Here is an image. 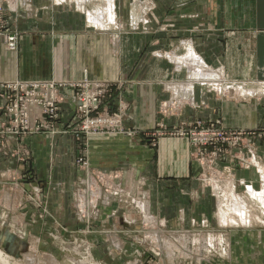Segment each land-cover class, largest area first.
Returning <instances> with one entry per match:
<instances>
[{"label": "crops", "instance_id": "0c3cea01", "mask_svg": "<svg viewBox=\"0 0 264 264\" xmlns=\"http://www.w3.org/2000/svg\"><path fill=\"white\" fill-rule=\"evenodd\" d=\"M76 2L6 0L4 16L17 33V45L14 52H9L0 37V84L84 78L109 81L114 88L102 109L109 106L119 112L122 126L132 134H94L77 140L68 133L50 139L28 136L20 142L5 138L0 140V162H16L18 157L2 151L12 150L18 143L25 145L33 154L30 163L41 168L43 174L49 172L57 194L62 195L71 185L78 186L80 173L77 175L73 165L84 154L87 171L92 174L80 183L93 181L94 192L99 190L100 196L87 185L84 192L77 190L76 196H92L95 209L98 204L109 205L117 195L113 190L107 197L100 190L104 185L98 181L102 179L98 172L116 171L115 181L119 183L123 174L127 175V168H133L132 176H141L151 186L149 199L152 197L157 207L167 195L175 201L177 191L161 190H172L178 183L195 179L192 146L184 138L152 134L162 126L172 130L192 120L226 114L231 115L229 122L245 125V116L252 112L225 105L221 92L217 95L200 83H194L190 92L176 93L179 85L190 88L187 83L191 79L186 70H177L168 56L178 59L193 52L202 64L196 69H209L217 84L264 83V0H112L114 22L106 31L88 21V12H95L94 3L85 5V12ZM68 103L61 106L66 116L71 114ZM1 107L0 100V124ZM252 122L249 118L247 124ZM110 182L106 179V187ZM141 194V200L147 198L145 192ZM141 200L135 204L143 203L152 215L150 202ZM173 207L177 209L175 205L159 206V222L166 223L164 218L171 215ZM180 216L183 218V214Z\"/></svg>", "mask_w": 264, "mask_h": 264}, {"label": "rangeland", "instance_id": "374dc122", "mask_svg": "<svg viewBox=\"0 0 264 264\" xmlns=\"http://www.w3.org/2000/svg\"><path fill=\"white\" fill-rule=\"evenodd\" d=\"M5 2L6 0H3V14ZM4 20L7 22L6 18ZM213 89L209 88L220 95L219 91ZM231 90L233 89L230 88L225 94L222 93L224 96L221 100L225 105L232 104L252 112L251 116H245L247 119L244 122L245 125H238L234 121L229 122L231 115L226 114L227 116L221 118L213 117L205 121L192 120L181 124L182 127L178 128L183 129L184 136H170L169 132H173V129L167 130L164 126L159 132L154 133V136L186 139L192 146V157L197 166V176L192 181L185 184L178 183L172 190L162 188L161 192L177 191L175 201H171L169 195L161 198L163 200L159 206L175 205L177 208L173 207L171 215L164 218L166 223L163 226L158 224L159 206L157 207L156 202L152 201V197L149 199L148 193L151 191V186L144 179L143 182L141 176H132L133 168L126 169L127 175L123 174V182L119 183L115 181L116 171L98 172V176L102 173V179L98 178V181L104 185L99 187L97 184L100 190L105 192L107 197H110V192L113 190L117 191L114 192L117 195L113 197L116 199L109 205L105 203V207L98 204L96 211V203L92 196H86L87 194L84 197L80 194L76 196L77 190L82 192L86 190L87 183L81 185L80 180L85 183L88 174H92L87 171L88 168L79 167L76 162L74 163V169L78 171L77 175L80 173L78 186L72 188L71 185L68 190L64 189L65 192L62 194L65 195L64 201L62 195L57 194L49 178V172L43 174L41 168H38L35 163L36 166L30 163L33 161V154L25 145L18 143L12 150H3L2 153L5 155L18 158L16 162L14 160L0 162L2 258H5L8 264H51V262L78 264L83 261V257L77 253L74 246L81 245L89 247L86 254L94 264H264V227L255 223L246 230L243 227L225 228L223 232L214 215L216 198L212 190L213 184L220 187L226 179L233 180L237 195L244 194L247 186L260 191V173L252 165L251 160L254 159L264 166V125H262L264 124V97L243 98L240 93L237 94V91ZM113 114L121 116L119 112H113ZM66 117L72 118V114ZM249 118L254 122L247 124ZM120 121L122 123V119ZM72 124L77 126L78 122H72ZM198 126L201 127V132L206 134L202 140L209 141L207 144L197 143L195 146L193 141L197 140L196 135H193L192 141L188 131L192 134L197 132L200 134V130L197 132L195 130ZM124 131L128 136L132 134L130 130L124 129ZM0 137L2 142L5 138H12L4 131L2 124H0ZM4 145L6 146V142ZM244 172L246 173L242 174ZM109 176L112 181L109 184L110 189L104 184ZM113 184L116 185V189H113ZM88 190L94 192L93 186L88 187ZM143 192L147 194L144 200L150 202L151 213L157 221L154 229L153 225L144 223L143 216L135 204L141 200L140 196ZM81 201L86 207L80 212L78 205ZM86 201L89 203L87 204ZM248 203V208L257 205L254 200ZM187 208L188 210H184ZM95 211L96 217L93 216ZM255 214L261 218L262 210H256ZM209 229L213 231L212 236L215 239L224 237L230 244L214 242L200 246L199 243L190 244L178 238L187 232V235L194 234L196 238H199L198 234L201 231L208 232ZM224 254H230V258H226Z\"/></svg>", "mask_w": 264, "mask_h": 264}, {"label": "built area", "instance_id": "2783aa9c", "mask_svg": "<svg viewBox=\"0 0 264 264\" xmlns=\"http://www.w3.org/2000/svg\"><path fill=\"white\" fill-rule=\"evenodd\" d=\"M3 0H0V37L5 48L14 52L17 45V33L4 20ZM114 84L82 79L74 82L65 81H13L0 84L2 100V127L12 139L20 142L28 136L53 137L71 133L76 139L87 138L94 134L123 133L121 116L113 114L112 109H102L104 101L109 98ZM69 91V93H68ZM69 102L72 118L66 117L62 105ZM78 122L80 125H73ZM181 128H174L170 136H184ZM193 143L207 144L203 141L205 133L198 126ZM172 133V134H171ZM187 134V132H186ZM154 136V134H152ZM200 137V138H199ZM199 138V139H198ZM79 167H86L84 154L76 159Z\"/></svg>", "mask_w": 264, "mask_h": 264}, {"label": "bare ground", "instance_id": "6f19581e", "mask_svg": "<svg viewBox=\"0 0 264 264\" xmlns=\"http://www.w3.org/2000/svg\"><path fill=\"white\" fill-rule=\"evenodd\" d=\"M56 1H59V0H56ZM76 3H77L76 5H77L78 9L84 10L85 12H86L85 5H91L94 3L95 12L92 14L88 12L87 18H88L89 22H91L94 26L98 27L100 30L106 31L107 26L113 25L114 18L112 16V12H111L112 0H95V1L78 0V2H76ZM107 22H108V24H107ZM115 42H118V41L115 40ZM165 57H166V55H165ZM168 58L169 59L171 58L175 61V63H173L174 61L172 63L175 64L177 70H181L182 68H185L184 70L187 71L188 76L191 79V82L187 83V85L190 86V88H188V89H186L183 85H179L178 87H176V85H175L176 93L180 92V91L183 92V94H185V92H190L191 87L194 85V83H200L202 85H206V87L214 88L215 90H217L221 93H224V94L230 88H232L234 91H237L236 92L237 94L240 93L243 96V98L250 99L253 97L255 98V96L256 97L257 96L258 97H264V83H261V82H259L257 84H253V83L252 84H247V83H230L229 84L227 82H224L222 85H218L217 83H214L216 76L209 69H207V68L203 69V70L196 69V67H199L198 65H202V64L197 59V57L195 56V54L193 52H188V54L185 57L183 56V58L177 59L173 55L170 57L168 56ZM233 90H231V91H233ZM251 163L253 166H255L257 168L258 172L260 173V186H261L260 191H255L253 189V187L247 186L244 194L237 195L236 193H234L235 192L234 191V181L233 180H227V179L225 182L222 183V185H220V187H218L215 184L212 185L213 193L216 196V213L214 215H215V218L217 220V224L219 225V227L222 229L223 232H224L223 229H225V228L243 227L246 230L247 227H250L251 225L254 226L253 224H255V223L259 224L261 227H264V167H263V165L257 163L256 160H254V159H252ZM108 178L110 179V176ZM94 185H93V181H92V184L87 183V187H90V186L94 187ZM112 187H113V189H116L115 184H113ZM93 190H94V188H93ZM95 192L97 195H99V190H98V192L97 191H95ZM95 192H93L94 195H96ZM105 200H106V198H105ZM252 200H254V202H256L257 205H255V207H249L248 208L247 207V204L249 205L248 201L251 202ZM82 201L79 202V205H78L80 212H81V209L83 210L86 207L85 204L82 203ZM86 202H87V204L89 203L88 201H86ZM105 202H107V200ZM259 205L261 207H258ZM138 206H139L141 214L143 216L144 223H148V225L149 224L153 225L152 228L155 227L154 225L156 224L157 221H156L155 217L149 213L147 206L144 205L143 203H138ZM258 209L260 211L262 210V217L261 218H260V216L255 214L256 210H258ZM158 224H160V226L164 225L162 222H159ZM203 227H204V225H203ZM187 233H183L178 238L181 240L183 239L187 243H190V244L191 243H193V244L199 243L200 246H204V243H206L207 245L212 244L214 242L219 243V244H222V243L228 244L229 243V240L227 238H224V237L223 238L219 237V239H215L212 236L213 231L210 229L208 232L201 231L198 234L199 238H196L194 236V234H192L191 232H190V234H192L191 236L187 235ZM151 237H152V235H151ZM152 239H153V237H152ZM166 243H168V242H166ZM226 246H229V245H226ZM74 247L77 250V253L81 254V256L83 257V261L79 262L78 264H94L92 262V260L90 259V257H88L86 254V252L89 251V247L81 246V245H75ZM223 250H224V253H226L225 248ZM223 250H222V252H223ZM228 250H229V248H228ZM80 251L81 252L84 251V253H80ZM169 254H171V253H169ZM192 255H194V254H192ZM198 255H199V253H198ZM224 255L228 258L230 257V254L229 255L224 254ZM0 262L2 264H8L6 259L2 258V252L1 251H0ZM51 264H56V263L51 262Z\"/></svg>", "mask_w": 264, "mask_h": 264}]
</instances>
